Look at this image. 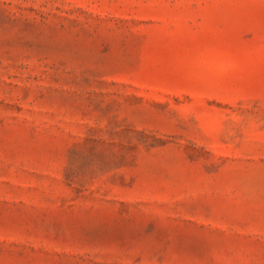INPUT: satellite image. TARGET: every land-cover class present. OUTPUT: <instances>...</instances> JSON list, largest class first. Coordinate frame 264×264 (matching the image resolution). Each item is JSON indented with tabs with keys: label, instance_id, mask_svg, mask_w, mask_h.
<instances>
[{
	"label": "rangeland",
	"instance_id": "374dc122",
	"mask_svg": "<svg viewBox=\"0 0 264 264\" xmlns=\"http://www.w3.org/2000/svg\"><path fill=\"white\" fill-rule=\"evenodd\" d=\"M0 264H264V0H0Z\"/></svg>",
	"mask_w": 264,
	"mask_h": 264
}]
</instances>
